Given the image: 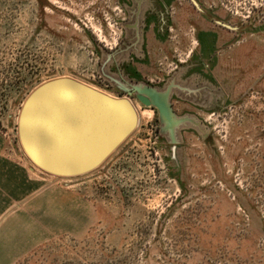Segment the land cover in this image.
<instances>
[{
    "label": "rangeland",
    "instance_id": "1",
    "mask_svg": "<svg viewBox=\"0 0 264 264\" xmlns=\"http://www.w3.org/2000/svg\"><path fill=\"white\" fill-rule=\"evenodd\" d=\"M206 1L222 9L218 82L172 94L191 118L172 143L126 88L163 90L206 52L182 23L199 0H0V264H264V0ZM62 77L139 116L77 176L43 170L19 134L29 95Z\"/></svg>",
    "mask_w": 264,
    "mask_h": 264
},
{
    "label": "water",
    "instance_id": "2",
    "mask_svg": "<svg viewBox=\"0 0 264 264\" xmlns=\"http://www.w3.org/2000/svg\"><path fill=\"white\" fill-rule=\"evenodd\" d=\"M176 84L163 90L147 84L126 88L145 106L159 112L161 131L172 143L177 130L191 120L178 117L171 96ZM134 104L115 98L76 79L62 77L38 86L26 99L19 118V134L28 156L43 170L77 176L99 166L136 129Z\"/></svg>",
    "mask_w": 264,
    "mask_h": 264
},
{
    "label": "crops",
    "instance_id": "3",
    "mask_svg": "<svg viewBox=\"0 0 264 264\" xmlns=\"http://www.w3.org/2000/svg\"><path fill=\"white\" fill-rule=\"evenodd\" d=\"M205 1L199 0L201 6H203L201 7V9L198 10V16L195 17L197 19H195L194 17L191 18L189 8L188 10H183L182 14V23L185 26L189 27L193 25L198 27V35L201 37L202 49L206 51L196 55L194 58V63L192 65L189 64L187 68L182 69L181 81H175L176 87L173 90V93L176 94V96L177 94H179L178 96H181V98L185 99V94L200 92L203 93L207 91L208 85L205 84L206 77L213 81L216 80L218 82L216 76L213 73V70L217 65L216 62L221 60L219 56L215 55V52L212 53V50H214L216 46V42L219 39V34L217 30L213 28V26H211V23L212 21H214L215 23L217 22L218 18L221 19L223 17L222 9L216 6L215 0L212 1L215 6H212L207 1ZM209 2H211V0H209ZM206 24L210 25V28L207 27ZM203 67L205 69L207 68L211 70V73L205 71L206 73L204 74H198L196 72V70L204 71ZM202 79L203 81H201Z\"/></svg>",
    "mask_w": 264,
    "mask_h": 264
}]
</instances>
